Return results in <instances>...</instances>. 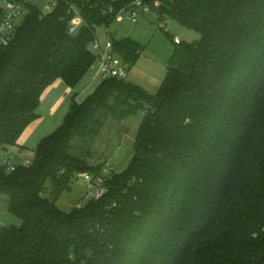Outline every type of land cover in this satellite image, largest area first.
<instances>
[{
  "label": "trees",
  "instance_id": "obj_1",
  "mask_svg": "<svg viewBox=\"0 0 264 264\" xmlns=\"http://www.w3.org/2000/svg\"><path fill=\"white\" fill-rule=\"evenodd\" d=\"M131 1L60 0L42 16L30 4L12 40L0 43L3 153L38 117L50 84L75 86L94 64L96 27L116 20L107 7ZM159 1L160 14L200 37L174 39L156 93L104 79L72 99L29 165L0 164V199L22 219L0 229V264H264V0ZM71 5L84 19L74 33ZM113 41L129 63L144 49L131 37ZM136 108L145 114L129 164L111 172L101 197L61 208L78 173L105 166L75 154V143L85 148L106 115Z\"/></svg>",
  "mask_w": 264,
  "mask_h": 264
},
{
  "label": "rangeland",
  "instance_id": "obj_2",
  "mask_svg": "<svg viewBox=\"0 0 264 264\" xmlns=\"http://www.w3.org/2000/svg\"><path fill=\"white\" fill-rule=\"evenodd\" d=\"M27 1L43 3L45 0ZM126 14L122 19H116L110 25H98L95 38L102 44L107 39L120 40L125 37H131L140 42L144 49L135 62H126L127 77L125 79L140 85L148 93L154 94L161 87L168 65L174 55L177 46L174 39L192 42L197 40L200 34L197 30L184 26L167 13H142L137 22L129 17V13ZM163 21H167L165 26L162 25ZM97 64V61H95L76 84L77 87H81L85 81L95 74ZM143 112L141 108H136L124 116L120 113L104 115L105 123L98 136L93 142L86 144L85 148L80 147V143L76 142L75 154L86 157L93 165L101 163L106 165L111 172H121L132 158L134 141L144 117ZM88 151L90 155H88ZM12 152L16 154H12ZM19 152L15 148L7 153L0 150V164H7L6 159L11 162H20L24 157H32L34 154L29 149ZM89 188V185L77 175L72 180L71 187L63 190L58 197V205L68 210L73 206L84 203L91 197L87 193ZM8 206L9 198L3 196L0 199V229L3 226H21L22 224V219L13 214Z\"/></svg>",
  "mask_w": 264,
  "mask_h": 264
},
{
  "label": "built area",
  "instance_id": "obj_3",
  "mask_svg": "<svg viewBox=\"0 0 264 264\" xmlns=\"http://www.w3.org/2000/svg\"><path fill=\"white\" fill-rule=\"evenodd\" d=\"M60 0H45L43 3L39 1L27 0H0V43L8 44L18 27L22 24L26 15L30 12V4H37L40 8V15L47 14L53 11ZM161 2L159 0L154 3L146 2L145 0H132L130 4L121 6L117 10L110 4L105 12H116V19H122L126 13L129 17L137 22L142 13L158 12ZM70 11H74V16L70 22L69 31L74 33L78 30L84 22L79 10L71 5ZM167 21H163L162 25L165 26ZM177 41L179 39L176 38ZM91 50L96 54L97 61V75L101 80L117 77L124 79L127 77V70L125 68L126 60L121 52L114 48V41L107 39L102 44L98 39L94 38L90 43ZM145 111L143 112V115ZM7 158V157H6ZM8 168L14 170L16 164L6 159ZM32 158L24 160L23 164L29 165ZM111 171L106 165L99 173H92L90 171H83L77 175L81 177L88 185L89 191L87 192L91 197L99 198L107 191V180Z\"/></svg>",
  "mask_w": 264,
  "mask_h": 264
},
{
  "label": "crops",
  "instance_id": "obj_4",
  "mask_svg": "<svg viewBox=\"0 0 264 264\" xmlns=\"http://www.w3.org/2000/svg\"><path fill=\"white\" fill-rule=\"evenodd\" d=\"M101 81L97 71L81 87L70 86L62 78H57L42 93L41 102L37 109L38 117L25 128L18 138L17 144L11 146L7 152H10L13 148L20 151L19 153L25 151V149L34 152L40 140L62 123L72 99L82 101L88 94L93 92ZM97 82L98 84H96ZM12 154L16 153L12 152ZM33 155L32 157H24L20 162L13 163H23L25 159L33 158Z\"/></svg>",
  "mask_w": 264,
  "mask_h": 264
}]
</instances>
